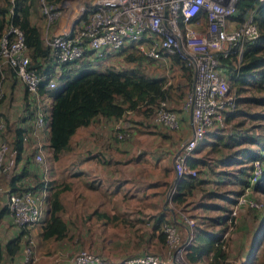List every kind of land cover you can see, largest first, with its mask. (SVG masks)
I'll return each mask as SVG.
<instances>
[{
  "label": "built area",
  "instance_id": "2783aa9c",
  "mask_svg": "<svg viewBox=\"0 0 264 264\" xmlns=\"http://www.w3.org/2000/svg\"><path fill=\"white\" fill-rule=\"evenodd\" d=\"M56 1L58 0H41V11L47 25L62 14ZM237 2L238 0H92L79 6L78 13L66 30L47 33L43 41L52 52L56 73L60 72L62 62L79 61L85 56L88 59L105 58L130 49L131 45L167 73L172 67L179 65L173 55L184 61L192 74L190 87L182 100V108L190 114L191 133L176 151L173 169L175 178L184 173L195 175L198 174V169L186 165L187 155L193 153L207 130L225 129V111L232 109L234 105L233 92L229 88L228 75L221 57L234 54L240 62L245 43L254 40L259 34L255 20L256 7L239 12ZM87 49H90V53L86 54ZM5 66L11 67L28 89L35 107L32 128L42 129L45 123L44 103L49 97L46 92L38 89L43 74L30 66L23 31L11 22L6 24L0 34V69ZM4 73L2 70L1 75ZM165 76L164 86H167L171 79ZM2 82L0 81V97ZM57 84L56 78L50 77L47 86L53 88ZM153 118L155 123L168 129L180 126L178 110L170 106L167 99L159 101ZM119 124L125 125L121 119ZM4 132L5 121L0 113V174L11 168L13 155L16 153ZM116 135L119 138L122 136L120 131ZM9 154L12 158H8ZM33 159L41 165L45 164L41 145L37 146ZM251 164L248 184L234 196L235 200L230 204L229 214L233 218L230 226L236 223V212L240 206L252 209L261 206V202L251 195V189L262 174L263 162L254 159ZM174 191L175 183L168 187L170 202L173 201ZM5 205L13 221L27 228L39 222L44 211L43 197L32 188L8 191ZM183 206L177 205L176 212L171 210L169 215L166 213L165 221L162 222L165 243L173 250L171 257L165 259L157 253L143 252L126 257L123 264H189L178 258L182 249L185 255V247L194 235L197 222L188 208ZM178 224L183 225L186 233L183 241ZM28 234L29 232L23 234L25 241L19 255L9 264H28L33 258V239ZM226 235L227 232L224 236ZM71 259L73 264H111L105 257L85 249L79 250Z\"/></svg>",
  "mask_w": 264,
  "mask_h": 264
},
{
  "label": "trees",
  "instance_id": "16d2710c",
  "mask_svg": "<svg viewBox=\"0 0 264 264\" xmlns=\"http://www.w3.org/2000/svg\"><path fill=\"white\" fill-rule=\"evenodd\" d=\"M35 0H0V34L8 22L19 26L24 34L27 54L30 58V66L43 74L39 81V91L46 92L51 100L45 108V123L49 128L48 145L53 158L67 151L72 134L80 126L88 125L95 116L116 117L123 121V115L128 111H139L140 114L150 116L154 114L159 101H169V89L173 83L164 86L165 76L148 74L142 66L146 61H151L142 51L131 45L130 49L122 50L119 55L128 62H133L128 67L115 68L107 66L102 70L91 67L90 60L86 56L79 61H65L60 64V72L56 73L53 64V55L50 48L45 45L38 27L30 20L31 8ZM239 12L247 8L256 7L255 20L259 28L258 36L246 42L242 51L240 62L232 56H222L221 61L225 66L229 88L233 92L234 105L232 109L225 111V119L230 122L231 130L227 133L219 131H206L213 133V140H206L209 151L217 152L213 161H209L204 155L189 154L186 157V165L196 167L204 165L212 173L224 176L217 179L218 183L230 182L232 179L243 188L248 184V174L251 169V161L260 159L263 162L262 174L252 185L254 189L264 194V1L238 0ZM90 49L86 50V54ZM174 59L180 68H188L184 61L176 55ZM2 70H9L16 77L11 67L0 69V81H3ZM50 77H55L58 84L49 88ZM17 78V77H16ZM254 87L258 93L245 95L241 99L240 93ZM169 96V97H168ZM1 99V97H0ZM24 104L28 114L33 118L35 107L28 89L24 90ZM253 101L261 105V109L248 110L240 105L241 102ZM27 117V116H26ZM257 119L256 123L252 120ZM248 125V126H247ZM30 126H16L13 130L12 145L16 151L18 160L24 153L26 131H31ZM128 126L119 124L115 127L114 134L121 130L124 134ZM205 133V135H206ZM204 135V136H205ZM121 139V137L119 138ZM37 149V147H36ZM29 159V156H28ZM32 160L33 157H32ZM25 172L13 175L7 182L9 191L22 188L40 189L47 187L50 181L37 179L35 175L25 179ZM207 182V178H201L198 174L184 173L175 178L172 177L169 186L175 183V191L172 200L176 205H184L185 199L192 188ZM59 189H55L48 196L49 210L47 217L41 223L39 235L43 239L59 238L66 234V222L59 215L63 207L58 195ZM205 196L212 198L219 194L215 188L203 192ZM224 196V195H223ZM229 204L234 202V197L229 198ZM203 207L218 208L216 203L201 202ZM6 211V205L0 211ZM230 206L221 215L206 216V222H197L194 235L185 247V258L189 264H229L226 261L228 238L224 237L232 224L233 218L229 214ZM166 213L158 214L155 219L158 236L165 243V232L162 230V222ZM221 225L217 229H209L206 225ZM259 233L254 240L250 256L245 264H264V218L259 224ZM25 226H20L17 234L7 239L4 246L0 241V259L3 250L7 255L13 256L20 252L23 243V234L28 233Z\"/></svg>",
  "mask_w": 264,
  "mask_h": 264
},
{
  "label": "crops",
  "instance_id": "0c3cea01",
  "mask_svg": "<svg viewBox=\"0 0 264 264\" xmlns=\"http://www.w3.org/2000/svg\"><path fill=\"white\" fill-rule=\"evenodd\" d=\"M58 1H60L61 6H63L64 12L61 19L51 25H47L45 16L39 9L37 0L33 3L30 20L38 27L42 38L47 33L53 34L66 30L74 19L76 14L75 12L77 10V5L73 7L74 0ZM70 4L72 6H70ZM115 57L121 58L122 56L117 54L105 58H97L95 60L98 64H106L107 67L111 66L112 63H110V60ZM89 60L91 63L93 59ZM151 62L152 61H146L144 64H149ZM177 67L179 68L178 65ZM4 71L3 82L6 96L0 100V112L1 114H5L6 117H9L13 110V104L17 103L15 101H18L19 108L22 109L20 114H25L23 100L25 86L23 82L13 76L9 70ZM16 85H19L18 93ZM10 91H14L15 95H10ZM49 97L51 100L50 95ZM178 97H181V99L176 100L178 103H176L175 106H177L176 109L179 113L180 126L176 129L168 130V128H166L165 130L172 131L174 136L180 134L187 137L191 133L190 114L186 109L182 108L184 95H180ZM21 117H25V121L28 119L25 115H22ZM119 119L120 118L116 117L97 115L88 125L78 127L70 138V145L67 151L62 152L58 158L51 157L53 159L52 163L51 160L47 161L46 158H44V165H41L40 163L37 164L34 160H32L33 155L31 159H28V156L26 155L28 149H26L25 143L24 153H22L21 157L17 160V166L15 169L17 171L15 172L18 173L24 169L25 179H29L35 175L37 179L50 181V184L47 185V187L37 189V193L43 197L44 202L43 215L41 216L39 222H37L39 224V232L41 230V223L47 217L49 210L47 198L50 196L52 191L59 189L58 195L63 207L58 213L66 222L67 231L62 237L49 238L45 240L54 239L55 241H58L60 246L63 247L65 256L62 260L64 264H68V261H66L65 258L71 253V249L85 247L87 244L92 245L91 239L89 240L87 237L89 235V232L87 231L88 229H124L125 227H130L131 229H141L142 226H145L146 224L145 217L149 214L150 209H152L151 214L154 215V218L153 221L150 224H147L144 228L149 229L147 236H144V238L141 234L139 236L140 241L138 242L141 244L143 243L139 249H146L147 245L153 238L157 239L161 244H165L158 236L155 219L158 214L165 212L162 208V193L167 187H169V183L174 176L172 165L167 163L165 164V160L168 157H171L172 151L169 147V149H165V152L161 154L157 152L153 146L146 148L141 144H131L130 142L117 138L114 134V130L115 127L118 126ZM156 124L157 128H160V130L161 128H165L161 124ZM160 130L153 134L160 133L164 137L168 135L166 132H162ZM42 131L46 144L43 151L45 150L51 153L48 145V126L45 125L42 128ZM207 134L209 135V139L206 140L214 139L213 133ZM204 137L199 144L204 142ZM8 138L10 139V143L12 145L13 135H8ZM166 138H169V140H171V144H173L172 135H169V137ZM203 144H206V146L208 145L209 147L207 142ZM64 153L68 154L67 158L69 161H67V164L63 168L61 167L62 170L60 171V169L57 170V167L54 164L56 163L59 165L57 161H59L60 157ZM192 154L195 155L196 152L194 151ZM125 164L128 166L127 169L131 168L133 177L128 178L123 176ZM148 165H153L155 173L147 176V181H145L144 177L139 176L142 174L141 169ZM45 166L46 169H44ZM198 168V175L201 178L206 177L207 182H203L192 188L191 192L185 199V204L190 211L201 209L204 212L201 215L196 212L194 213L193 211L191 213L195 217L200 216V219L206 222L208 220V217L206 216L223 214L230 206V201L224 196L229 198L234 197L237 192L241 190L242 186L237 184L234 179L230 182L218 183L219 185L217 186L214 181L222 179L224 176L220 177V174L212 173L209 171L208 167L204 165H200ZM206 183L214 184L213 188L217 189L219 194L213 196L212 198L205 196L203 192L211 189L208 187L209 185L206 186ZM230 183H234L237 187L223 189V186H227ZM125 185H131V187L124 188ZM0 189L2 190L1 185ZM132 202L142 203L146 209L130 208V204H132ZM201 202L216 203L219 206L218 208H213L212 206L205 208L201 205ZM239 208V214L241 216L240 212L245 208L241 206ZM257 214L259 221L257 226L258 229L244 230L245 232L243 237L234 238L232 243H228L226 261H228L229 264L232 262L234 264H245L246 260L250 256L254 240L260 231L259 224L264 218V213ZM0 215H7L9 220H11V223H14L10 229L20 230L18 225L5 210L0 211ZM220 225L221 223L214 225L207 224L206 226L209 229H217ZM180 226L183 227L182 224H180ZM33 228H35V226ZM11 232L13 234L12 236H14L19 231L17 233L15 231ZM9 238H6L4 241L0 240L3 246ZM109 248L113 247L107 246L102 249L110 250ZM18 255L19 251L15 255L10 256L3 250L0 263L9 264V262H11ZM118 255L119 253H115V258H113L112 264H123V261L117 258Z\"/></svg>",
  "mask_w": 264,
  "mask_h": 264
},
{
  "label": "rangeland",
  "instance_id": "374dc122",
  "mask_svg": "<svg viewBox=\"0 0 264 264\" xmlns=\"http://www.w3.org/2000/svg\"><path fill=\"white\" fill-rule=\"evenodd\" d=\"M71 1V0H70ZM89 1L92 0H74V6L76 5V14L78 13L79 10V6L82 4H85ZM56 3L61 7V11L62 14L59 18H57L56 20H54L53 22H51V24H53L54 22H57L61 19L64 9L63 6H61L60 1H56ZM37 4L39 6V9L41 11V0H37ZM70 6H72L70 4ZM42 12V11H41ZM43 14V13H42ZM75 14V16H76ZM74 16V18H75ZM46 20V19H45ZM74 20V19H73ZM50 23L48 25H51ZM52 34V33H49ZM96 58H94L92 60L91 67L96 69V70H102L106 67V64L104 63H100L98 64L95 60ZM112 63L111 66L115 67V68H122V67H128L130 65H132L133 62H128L126 60H124V58H120V57H115L113 59L110 60ZM142 68L144 69V71H146L148 74H152V75H161V76H165L167 75L170 79H171V83L172 87L169 89L170 92V97H169V105L177 108L176 103H178L176 100L177 99H181V97L178 96H183L186 91L188 90V88L190 87L191 84V71L190 69L186 68H178L177 66L172 67V70L170 69V72H165L161 67H159L154 61H152L149 64H144L142 66ZM166 76H165V80H166ZM12 80V79H11ZM14 81V80H13ZM12 81V83H13ZM17 86V85H16ZM18 91L19 92V85L17 86ZM1 91H2V95H1V99L4 98V96H6V91H5V86H4V82L1 83ZM258 93L257 90L252 87L249 88L247 90H244L240 93L241 99L243 98V96L245 95H250V94H256ZM10 95H15L14 91H10L9 93ZM0 99V100H1ZM17 103L13 104L12 107V113L9 115V117H6L5 114L2 113L4 121H5V137L7 139V141L10 143V139L8 138V135L12 134L13 135V130L16 126H30V124L33 122L34 117L32 118L28 113V109L27 106L25 108L24 104V111L25 114L21 112V108H19V102L15 101ZM50 102V97H48V99L45 101L44 105L45 108H47L48 103ZM25 103V102H24ZM240 105H243V107L247 108L248 110H256V109H261V105L258 103H255L253 101H245V102H241ZM1 113V112H0ZM22 115L27 116V120L25 121L24 118L25 117H21ZM154 114L150 115V116H145L144 114H140L139 111H128L125 113V115H123V121L125 123L126 126H128V128L126 129V133L124 134L123 132L120 131V133L122 134L121 136V140L126 141V142H130L131 144H141L146 148H149L150 146H153L157 152L163 154V152H165V149H171V157H168L165 161V164H169L172 165L174 164V155L176 153V151L179 149V147L181 146L182 142L188 137H186L185 135H177L174 136V134H172V131H168L165 130L166 128L160 130V128H157V124L154 121ZM254 123H256L257 119L253 118L252 120ZM248 126V125H247ZM162 131V132H166L168 135H166V137H169V135H172L173 137V141L171 144V140H169V138L167 139L166 137L162 136L160 133L158 134H153L156 133V131ZM231 130V126H230V122H226V126L225 129L220 130V132L223 133H227L228 131ZM26 139H25V144H26V149L27 153L26 155L29 156V158L31 159L32 155H35L36 152V147L38 145L42 146V151L44 149L45 144V137L43 135V131L40 128H35L33 126L32 130L25 133ZM207 134V133H206ZM209 135L207 134L204 138L205 139H209L208 137ZM168 141V142H167ZM176 143H175V142ZM166 143V144H165ZM12 147V146H11ZM208 145L206 146V144L203 143H198L197 146L194 148L193 152L195 151L196 154L195 155H204L206 156L205 159L209 160V161H213L214 157L217 155V152L215 153V151H209L208 150ZM43 157L46 158L47 161L51 160L52 163V158H51V154L48 151H43ZM68 154L64 153L59 161L57 165L56 163L54 164L57 167V170L60 169V171L62 170V168L67 164V161H69V159L67 158ZM8 158H12V155H8ZM34 161L39 164V162L37 160L34 159ZM12 166L11 168H9L6 172H2L0 174V185L2 186V190L0 191V210L2 207H4L5 205V201H6V193L9 191V186L7 184V182L9 181V179L15 175L17 172L16 166H17V159L15 157V155H13V162H12ZM62 167V168H61ZM127 165H124V175L125 177H133L132 175V170L127 169ZM142 174L139 177H144V180H146V177L151 175L152 173H155V168H153V165H148V166H144L142 169ZM173 175H174V169H173ZM206 178V177H205ZM132 185V183H131ZM130 186H124L125 187H131ZM134 185V184H133ZM209 185V186H208ZM206 186H208L209 188H213L214 184H209L206 183ZM237 187L234 183H230L227 186H223V189H227V188H234ZM128 195V193H127ZM251 195H253L258 201L261 202V206L258 209H251L248 208L246 206H241L243 208H245L243 211H241V216L239 214V209H237L236 212V223L232 226L229 227V229L227 230V235L224 236L225 238H228L227 242L228 243H232L234 238L237 237H243L244 234V230L247 229H258V214L257 213H264V194L259 191L256 190L254 188H252L251 190ZM163 196V200H162V208L164 209L165 213H167L168 215L171 213V210L175 211L177 210V205H175L172 202L169 201L168 199V187L166 188V190L162 193ZM186 204H184L183 207H185ZM130 208H135V209H146L142 203H136V202H132V204H130ZM187 208V207H186ZM152 209L149 210V214L146 215L145 217V226H142L141 229H131L130 227H125L124 229H88L87 231L89 232V235L87 236L89 238V240L91 239L92 241V245H88L85 247H81V248H76V249H71V253L65 258L66 261H68V264H73L72 263V259L71 256H73L75 253H77L79 250L81 249H85L87 251H91L94 253L99 254L100 256L105 257L106 259H108L111 264L113 263V258H115V253H119L118 255V259H120L121 261H123L126 257L134 255V254H138V253H143V252H153V253H157L158 255H160L162 258H169L172 256V252L173 250L169 247L168 243L165 244H161L157 239L153 238L149 244L147 245V248L144 249H139V247L141 248V243H139L138 241H140V234L146 237L147 236V232L149 231V229H144L147 224H150L153 221V214H151ZM190 211V210H188ZM193 210L190 211V213ZM194 213H198L199 215H201L202 213H204L201 209L199 210H194ZM192 214V213H191ZM194 216V215H193ZM200 216H194V219H196V222H199ZM10 222V223H9ZM14 223H11V220H9V217L0 215V240L4 241L6 240V238H9L10 236H12V232L11 231H15L16 233L19 231V229H10V227H12ZM35 226V228H33ZM39 224L36 223L34 225H31L30 228L28 229L29 232V236L31 237V239H33V250H34V254H33V258L29 261L28 264H64L63 263V257L64 255V251H63V247L59 245L58 241H55L54 239H50V240H45L42 239L41 236L39 235ZM18 227L20 228V226L18 225ZM178 229H179V234H180V238L181 241L184 240V237L186 236L185 230L182 226H180L178 224ZM183 229V231H182ZM71 230V229H69ZM71 232V231H69ZM93 238V239H92ZM25 241V237L23 236V240ZM89 243V241H88ZM147 244V243H146ZM144 244V245H146ZM113 247V248H109L110 250H106V249H102L104 247ZM96 247H100V248H96ZM63 251V252H62ZM180 251V250H179ZM184 251L182 249L181 251V256L178 258L181 261H185V263H187L186 259H185V255L183 254ZM10 263V262H9ZM173 264V263H171ZM176 264V262L174 263ZM231 264H234L233 262ZM236 264V263H235Z\"/></svg>",
  "mask_w": 264,
  "mask_h": 264
}]
</instances>
